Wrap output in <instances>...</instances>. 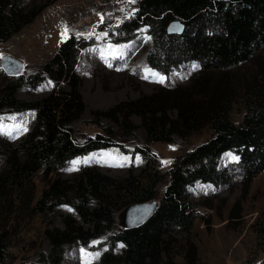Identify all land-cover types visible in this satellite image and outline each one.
<instances>
[{
	"label": "trees",
	"instance_id": "obj_1",
	"mask_svg": "<svg viewBox=\"0 0 264 264\" xmlns=\"http://www.w3.org/2000/svg\"><path fill=\"white\" fill-rule=\"evenodd\" d=\"M49 2L24 9L20 0H0V42L32 23ZM135 7L131 15L104 29L106 39L120 44L142 32L148 35L147 67L164 82L156 93L96 111L95 121L105 116L119 122L121 114L119 125L130 135L136 126L129 118L138 115L147 139L142 146L127 150L113 141L111 130L77 141L69 126L83 111L78 66L95 37L69 35L40 70L3 74L0 112L23 113L30 122L23 136L0 149L5 164L0 169V264L13 246L16 229L8 224L17 217L15 212L30 209L43 216L60 214L65 227L45 228L48 253L39 252L36 261L10 264H63L67 246L75 242L97 253L90 264H179L172 255L171 234L189 231L198 219L197 204L190 200L194 189L204 185L216 195L238 180L248 186L264 172V0H137ZM173 20L183 24L180 34L167 31ZM98 28L103 30L102 25ZM247 63L255 67L252 72L238 70ZM185 68L190 70L189 92L172 85L173 75ZM236 80L242 84L239 92ZM42 86L50 90L44 97L27 100L16 95L20 88L36 91ZM233 103L240 105L238 120L231 115ZM170 110L176 111L174 117ZM204 128L211 132L209 139L175 158L169 169L159 168L150 142L169 143L173 135L186 137ZM111 148L129 155L126 177L110 178L82 161ZM76 161L81 163L73 177H54ZM38 172L45 183L39 195L29 196L26 187ZM160 182L165 188L149 219L137 228H118L116 212L134 202L157 199ZM13 197L19 203H13ZM257 224L260 242L264 210L253 230Z\"/></svg>",
	"mask_w": 264,
	"mask_h": 264
},
{
	"label": "rangeland",
	"instance_id": "obj_2",
	"mask_svg": "<svg viewBox=\"0 0 264 264\" xmlns=\"http://www.w3.org/2000/svg\"><path fill=\"white\" fill-rule=\"evenodd\" d=\"M46 1L20 0V3L24 9H28ZM136 1L50 0L32 23L7 42H0V82L5 74L1 67L3 55L22 62L23 70L19 75L32 74L41 69L69 35L87 39L93 36L95 44L84 50L78 66L81 69L78 91L83 111L69 125L73 135L77 141H82L99 133L107 134L106 130H111L113 141L127 150L142 146L147 143V139L138 115L129 118L136 126L130 135H124L123 128L119 125L121 114L118 115L119 122L105 116L97 117L95 121L96 111H108L124 101L156 93L164 82V77L151 73L147 67L146 57L151 46L148 35L142 32L132 41L120 44L106 39L104 29L131 15L136 9ZM100 25L103 30L98 28ZM254 69L253 65L247 63L238 70L245 73ZM189 71V68H185L173 75L172 85L188 91L191 86ZM236 81L237 85H234L238 86L236 92H239L242 84L240 80ZM65 89H68L67 86ZM49 91L47 86L39 87L36 91L20 88L16 95L20 99L34 100L46 96ZM168 114L174 117L176 111L170 110ZM231 115L236 120L240 118L239 104L233 103ZM29 122L30 117L23 113L0 112V149L3 143L17 141L23 136ZM210 137V130L204 128L186 137L173 135L169 143L150 142L149 148L155 155L159 168L167 170L175 158ZM82 161L90 163L113 179L126 177L131 163L129 155L116 148L92 153ZM80 163L74 162L54 177H73ZM4 165V161H0V169ZM139 167L137 162L135 174ZM44 183L43 174L38 172L26 187L28 195H39ZM164 188L165 182H160L157 186L158 200ZM210 191V188L198 185L191 193L190 200L197 204L199 217L189 231L171 234L175 239L172 246L173 258L179 264H259L264 259V240L257 242L261 236L258 232L260 224L255 225V231L252 225L261 210H264V172L256 176L248 186L238 180L232 186L218 190L216 195L214 191ZM13 203L17 204L19 201L13 197ZM30 210L15 212L14 216L17 217L8 224L15 227L16 231L13 232V246L5 264L21 260L36 261L39 252L48 253L51 248L43 233L45 228L48 225L60 229L65 227L60 214L43 216ZM59 213L65 214L67 210H60ZM96 258L95 251L84 250L75 242L67 246L63 264H90Z\"/></svg>",
	"mask_w": 264,
	"mask_h": 264
},
{
	"label": "water",
	"instance_id": "obj_3",
	"mask_svg": "<svg viewBox=\"0 0 264 264\" xmlns=\"http://www.w3.org/2000/svg\"><path fill=\"white\" fill-rule=\"evenodd\" d=\"M183 28L184 26L179 20H173L168 25L167 31L172 34H180L183 31ZM1 67L5 75L9 77L17 76L23 70L22 62L8 55H3L1 57ZM158 205V199L128 204L116 215L118 227L121 229L139 227L149 219L157 209Z\"/></svg>",
	"mask_w": 264,
	"mask_h": 264
}]
</instances>
